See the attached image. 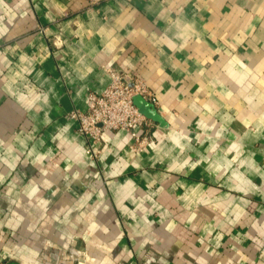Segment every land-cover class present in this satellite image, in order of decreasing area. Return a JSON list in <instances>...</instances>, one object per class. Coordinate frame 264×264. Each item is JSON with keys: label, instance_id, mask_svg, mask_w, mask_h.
I'll return each mask as SVG.
<instances>
[{"label": "crops", "instance_id": "1", "mask_svg": "<svg viewBox=\"0 0 264 264\" xmlns=\"http://www.w3.org/2000/svg\"><path fill=\"white\" fill-rule=\"evenodd\" d=\"M109 68L162 123L93 160ZM0 264H264V0H0Z\"/></svg>", "mask_w": 264, "mask_h": 264}, {"label": "built area", "instance_id": "2", "mask_svg": "<svg viewBox=\"0 0 264 264\" xmlns=\"http://www.w3.org/2000/svg\"><path fill=\"white\" fill-rule=\"evenodd\" d=\"M108 71L111 82L107 88L101 93H89L86 111L75 109L69 114L77 122L79 133L85 137L86 153L93 160H97L101 153L99 143L107 130L129 132L131 149L137 153L145 150L147 135L155 122L139 111L134 97L140 95L155 106L160 104L156 93L143 79H133L114 68Z\"/></svg>", "mask_w": 264, "mask_h": 264}, {"label": "water", "instance_id": "3", "mask_svg": "<svg viewBox=\"0 0 264 264\" xmlns=\"http://www.w3.org/2000/svg\"><path fill=\"white\" fill-rule=\"evenodd\" d=\"M134 102L142 114H144L153 121H158L162 123L160 113L158 112L156 106L153 103L149 102L140 95L134 97Z\"/></svg>", "mask_w": 264, "mask_h": 264}]
</instances>
